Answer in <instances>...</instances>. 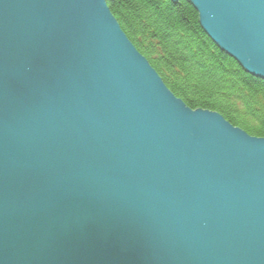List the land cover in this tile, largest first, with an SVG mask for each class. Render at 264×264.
<instances>
[{
  "label": "water",
  "instance_id": "obj_1",
  "mask_svg": "<svg viewBox=\"0 0 264 264\" xmlns=\"http://www.w3.org/2000/svg\"><path fill=\"white\" fill-rule=\"evenodd\" d=\"M106 1L0 0V264H264V139L174 97ZM187 1L264 82V0Z\"/></svg>",
  "mask_w": 264,
  "mask_h": 264
},
{
  "label": "trees",
  "instance_id": "obj_2",
  "mask_svg": "<svg viewBox=\"0 0 264 264\" xmlns=\"http://www.w3.org/2000/svg\"><path fill=\"white\" fill-rule=\"evenodd\" d=\"M120 30L190 110L217 113L264 139V82L250 76L206 36L187 0H107Z\"/></svg>",
  "mask_w": 264,
  "mask_h": 264
}]
</instances>
